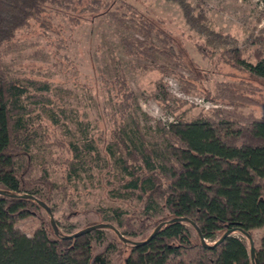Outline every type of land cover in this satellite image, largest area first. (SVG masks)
<instances>
[{"label":"trees","instance_id":"trees-1","mask_svg":"<svg viewBox=\"0 0 264 264\" xmlns=\"http://www.w3.org/2000/svg\"><path fill=\"white\" fill-rule=\"evenodd\" d=\"M170 1L181 7L190 29L200 35L203 43L197 45V53L218 58L264 85V38L259 39L262 52L256 63H251L231 35L211 28L201 3L196 13L198 9L186 0ZM113 2L126 3L128 11L113 7ZM78 3L81 1L0 0V190L7 193L0 195V235L42 211L37 200L50 207L54 193H66L70 187L87 181L95 184L113 176L114 181L107 180L113 187L111 195L143 203V217H138L141 226L135 228L126 210L103 208V224H116L115 228L128 238L165 223L141 248L127 244L132 249L126 264H264V236L260 249H255L254 261L245 241L233 234L216 245L229 230L253 239L251 233L264 228V116L241 113L240 109L259 101L245 94L249 88L244 84L220 82L215 93L201 88L205 102L220 105L218 108L199 113L191 122L180 120L165 126L159 122L158 137H149L142 129L137 95L122 63L109 55L106 94L116 118L111 139L102 144V150L92 134L91 122L78 121L74 132L79 137L68 143L72 158L64 168V182L53 180L47 164L40 166V178L33 175L37 167L35 152L41 151L40 144L47 140V122L65 132L71 128L66 110L45 105L51 103L48 95L53 84L15 80L9 73L7 56L16 35L33 22L49 28L50 7L77 13ZM131 8L125 0H91L80 12L96 17L107 11L123 31L120 44L126 56L144 61V70L178 78L186 94L207 80H202L198 65L163 21ZM78 20L70 17L77 24ZM157 90L165 102L179 100L168 91L164 80L157 84ZM50 208L54 214V208ZM102 234L103 229L66 240V236L55 233L54 243L60 255L71 251L83 254L90 252L91 241Z\"/></svg>","mask_w":264,"mask_h":264},{"label":"rangeland","instance_id":"rangeland-1","mask_svg":"<svg viewBox=\"0 0 264 264\" xmlns=\"http://www.w3.org/2000/svg\"><path fill=\"white\" fill-rule=\"evenodd\" d=\"M80 1L75 5L77 13L50 7L47 12L49 28L33 22L20 31L6 60L9 73L15 80L23 83L27 79L50 81L53 84V90L48 95L51 103L45 105L54 110L62 108L67 111L71 131L65 132L47 122L46 143L40 144L41 151H36L34 157L37 167L33 175L36 178H40V166L47 164L53 180L60 184L64 182V168L72 158L68 143L77 141L79 137L74 132L76 122H91L94 128L92 134L99 139L101 146L111 139L116 118L106 94L109 88L106 79L111 71L109 55L122 63L130 87L137 95L142 129L149 137H158L159 122L165 126L180 120L195 121L199 113L208 110L204 92L200 89L215 93L220 82L244 84V88H249V93L245 94L259 101L257 105L240 109L241 113L264 116V85L252 79L247 72L222 64L218 58H204L197 53V45L203 41L195 30L190 29L181 7L176 3L170 0H125L131 9L148 14L155 21H163V25L182 43L189 58L198 65L202 80H207L197 83L198 88L189 95L184 92V85L178 78L163 77L156 70H144L141 68L144 61L126 56L120 44L123 31L110 20L108 12L102 11L96 17L82 13L80 11L91 0ZM186 1L197 9L201 3V10L208 17L211 28L231 35L247 61L256 63L263 49L259 39L264 38V0ZM126 6L123 2H113V7H119L124 12L128 11ZM70 17L79 18L78 24L70 21ZM182 73L189 77L185 71ZM162 80L168 84V91L179 100L163 101L157 92V84ZM210 104L214 105L211 108L220 106ZM35 109L38 110V107ZM107 180L115 179L109 176L102 178L101 182L96 180L95 184L87 181L77 188L70 187L66 193H54L50 207L54 208L53 218L59 235L71 236L84 228L103 223L100 214L103 208L126 210L130 222L135 228H140L138 217H143V203L114 198L109 192L113 187ZM50 218L43 209L37 215L19 221L13 230L1 234L0 264H126L132 248L124 242L120 243L112 229H104L100 238L91 241L90 252L71 251L65 256L60 255L54 243L57 236ZM153 230L149 228L144 235L126 238L142 241ZM251 234L253 247L260 249L264 228ZM233 235L244 240L251 249L250 240L242 233L235 232Z\"/></svg>","mask_w":264,"mask_h":264},{"label":"water","instance_id":"water-1","mask_svg":"<svg viewBox=\"0 0 264 264\" xmlns=\"http://www.w3.org/2000/svg\"><path fill=\"white\" fill-rule=\"evenodd\" d=\"M6 194L7 193L5 191L0 190V195L4 196ZM11 196H16V195H11ZM22 197L30 198V199H36V198H34L33 196H30V195H24ZM37 201L40 204V207H42L50 215V217H51L50 219L52 220V225L54 227L53 231H55V233L58 235V231H56L57 228H56L55 220L53 218L54 216H53L52 209L49 206H47L46 203H44L42 201L40 202V200H37ZM180 220L181 219L174 220V221H180ZM184 221H187V220L185 219ZM164 225H165V223H162V224L158 225V227L154 230V232L150 235V237L147 238V240H145V241H135V240H131V239L127 240V238H125L120 233V231L117 228H115L114 225L103 224V223L96 224V225L92 226L91 228L90 227L89 228H84L83 230H81V231H79V232H77V233H75V234H73L71 236H66L65 238H66V240L67 239H73V238H78V237H81V236L86 235L88 233H91V232H93L95 230L112 229V230H114L116 232V234L120 237V240H122L124 243L130 244V245H132L134 247H140L141 248V246H144V245L148 244L150 241H152V238L157 235V233L161 230V228ZM233 233H235V230H229L228 232H226V234L223 235V237L216 243V245H219V244L223 243L225 241V239L227 237H229L230 235H232ZM248 238H250V243H251V256H252L251 259L254 261V259H253V258H255V247H253L254 246V241L251 238V236H248ZM202 239H203V244L207 246V243H206V241L204 240L203 237H202Z\"/></svg>","mask_w":264,"mask_h":264},{"label":"built area","instance_id":"built-area-1","mask_svg":"<svg viewBox=\"0 0 264 264\" xmlns=\"http://www.w3.org/2000/svg\"><path fill=\"white\" fill-rule=\"evenodd\" d=\"M206 103H208V104H207V109H210L211 107L214 106V105L211 106V104H210L209 102H206Z\"/></svg>","mask_w":264,"mask_h":264}]
</instances>
